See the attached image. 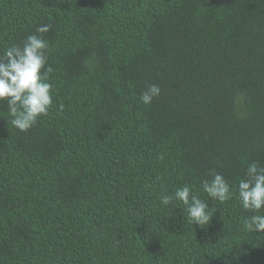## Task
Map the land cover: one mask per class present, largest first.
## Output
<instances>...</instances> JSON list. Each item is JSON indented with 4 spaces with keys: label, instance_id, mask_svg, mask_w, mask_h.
I'll use <instances>...</instances> for the list:
<instances>
[{
    "label": "trees",
    "instance_id": "obj_1",
    "mask_svg": "<svg viewBox=\"0 0 264 264\" xmlns=\"http://www.w3.org/2000/svg\"><path fill=\"white\" fill-rule=\"evenodd\" d=\"M41 24L49 114L20 132L0 102V264H264L202 189L264 166V0H0V54ZM185 185L203 229L162 203Z\"/></svg>",
    "mask_w": 264,
    "mask_h": 264
},
{
    "label": "clouds",
    "instance_id": "obj_2",
    "mask_svg": "<svg viewBox=\"0 0 264 264\" xmlns=\"http://www.w3.org/2000/svg\"><path fill=\"white\" fill-rule=\"evenodd\" d=\"M51 27V24L38 25L35 33L39 35H28L22 46L12 44L0 54V102H7L12 117L10 123L20 132L34 127L40 117L49 114L53 105L50 80L54 69L48 64L50 48L43 36ZM159 94V86L153 84L140 95V101L149 105ZM63 107L62 104L59 106L60 111ZM208 175L211 179L202 182L207 196L220 203L235 196L242 209L252 213L245 218L243 227L249 232L264 233V166H260L258 161L249 163L244 176L235 185H230L214 169H210ZM173 199L186 206L187 219L194 225L202 228L212 220L213 213L206 211L208 203L194 195L189 186L178 188L171 197L165 195L162 203L168 205Z\"/></svg>",
    "mask_w": 264,
    "mask_h": 264
}]
</instances>
